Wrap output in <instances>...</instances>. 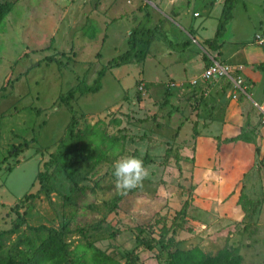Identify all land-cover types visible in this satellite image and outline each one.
Listing matches in <instances>:
<instances>
[{
	"label": "rangeland",
	"instance_id": "rangeland-1",
	"mask_svg": "<svg viewBox=\"0 0 264 264\" xmlns=\"http://www.w3.org/2000/svg\"><path fill=\"white\" fill-rule=\"evenodd\" d=\"M145 1L18 0L1 22V254L18 258L45 237L30 228L44 226L68 249L90 244L120 264H160L165 250L141 247L150 237L170 239L168 252L195 247L212 257L225 247L237 252L240 264H264L263 130L258 120L247 127L243 119L235 135L244 129L251 143L226 141L232 134L220 140L225 108L242 95L232 99L225 80L201 90L187 85L209 57L231 65L225 57L232 49L261 48L255 34L264 33V0L236 2L218 41L219 58L211 42L219 0H170L165 11ZM131 32L134 52L119 62ZM101 70L98 91L83 93ZM250 101L243 114L254 119ZM71 117L75 131L98 133L93 143L101 136L119 140L108 161L86 173L75 206L67 201L64 175L52 165L51 193H38L36 180ZM238 142L247 145L235 150ZM224 145L231 152L224 148L221 155ZM11 147L15 155L8 154ZM127 156L142 159L150 174L142 188L122 194L113 165ZM225 165L231 168L224 174ZM114 196L120 201L107 211L104 204ZM137 225L147 232L134 236Z\"/></svg>",
	"mask_w": 264,
	"mask_h": 264
},
{
	"label": "trees",
	"instance_id": "trees-1",
	"mask_svg": "<svg viewBox=\"0 0 264 264\" xmlns=\"http://www.w3.org/2000/svg\"><path fill=\"white\" fill-rule=\"evenodd\" d=\"M17 1L18 0H0V24ZM235 3L236 0H223L222 2L220 15L217 19L214 35L211 40L212 44L215 46H218V41L224 32L225 25L231 19V12ZM90 36L91 33L89 34V37ZM127 44L128 50L124 55L119 57V62L127 61L134 52L135 40L132 32L129 35ZM208 62L207 60V65ZM103 72V70L99 71L93 87H86L82 92L96 93L99 89ZM225 83V85L228 86V82L226 81ZM243 130L241 129V133H238L235 137L226 141H243L251 143L249 140L243 139L245 134ZM96 134L98 136V133L92 131L91 128L84 129L80 132L75 131V121L72 117L70 118L66 127L65 138L59 141L54 152L50 154L47 164L43 165L44 170L37 174L38 193H43L47 196L53 191V185L51 183L52 177L47 174V165H52L54 171L63 174L68 183V190L70 193V196L67 197L68 203H75L76 199L82 195L85 190V188L79 186V184L85 180L86 173L100 163L107 162L108 156L110 155L109 152L112 153V150H117L115 147L119 144L118 139L108 136L95 138L96 142L93 143V137ZM102 144H105L108 148L103 150L98 146ZM17 151L15 147H11L8 154L15 155ZM228 168H231V166H224V174L227 173ZM227 181L232 182L230 178H228ZM242 196L243 195L240 194L238 199L242 198ZM119 201L120 200L114 196L113 199L109 201V204H104L105 209L107 211H110L111 208L114 209ZM86 208L98 211L92 204L86 205ZM15 227L16 226H13L12 229L7 232H14ZM30 230L35 233L46 232L45 237L40 240L37 245L28 246L24 251H21L18 258H15L11 251L1 254L0 249V264H120L114 258L90 244L75 245L72 249H68L67 244L62 241L59 233L54 230L46 229L44 226L31 227ZM134 231V236L138 237L147 232V229L137 225ZM170 242V239L163 243L159 239L155 240L150 237L141 241V247L147 251L155 248H158L159 252L165 250L164 259L160 264H240V256L235 250H228L223 247L218 250L214 256L208 257L195 247L189 250L175 249L168 252L166 248ZM130 262H133V260L128 261V263Z\"/></svg>",
	"mask_w": 264,
	"mask_h": 264
},
{
	"label": "crops",
	"instance_id": "crops-1",
	"mask_svg": "<svg viewBox=\"0 0 264 264\" xmlns=\"http://www.w3.org/2000/svg\"><path fill=\"white\" fill-rule=\"evenodd\" d=\"M222 2H223V0H219L217 2L218 6L221 4V7H222ZM236 2H238V0H236ZM148 3L154 8H156L155 6H156V4H158V6L160 5V10L165 11L167 8L166 6L169 5L171 3V1L170 0H146L145 4H148ZM207 6L212 7L213 4H207ZM221 7H220V11H221ZM194 13H192V16ZM198 17H199V14H197V16H195V17L193 16V18H198ZM175 18L177 19V21H178L177 23L181 27V24H182L181 20H180L181 18L179 16H176ZM231 18H232V15H231ZM179 20H180V22H179ZM229 21H231V19ZM184 26L191 28L192 24H190V25L185 24ZM255 35H258V34H255ZM260 35H261V37L264 38V33H262ZM207 40H209V39H207ZM207 40H204V42ZM260 46H261V48H258V46L257 47H254V46L247 47V46L243 45V46L239 47L238 49H235V50L232 49L231 52L229 53L230 55L225 57V60L233 62L230 65L231 67H236V66L242 67L240 75L243 78L244 84L246 85L247 88H246L245 95H242V97L240 98L239 101H237V102L231 101V102H229V104L225 108L224 117L221 121V124L219 125L220 126V129H219L220 140H223L224 138H230L229 137L230 134H232V136H235L236 130H237L236 127L240 124V122L243 119H245V122H246L245 125L247 127L250 125L249 120H254L257 122V114L256 113H254L255 114V116H253L254 119H249L251 117L243 114V111H246V106L248 104H250L249 103L250 100L255 101L257 103H261V101L264 99V45H260ZM221 48H222V45L219 42L218 48L216 49L217 51H215L218 54V58L221 57V53H222ZM235 57H237V60L234 61ZM210 59H214V58L209 57L208 58L209 62H210ZM225 60L223 62H226ZM215 61H217V60H215ZM209 62H208V64H209ZM206 65H207V63H206ZM206 65H204L202 62L201 71ZM203 85H205V84L198 83L197 86L194 88L195 89L199 88L201 90V88L204 87ZM212 92H213V89L208 90V93H212ZM233 110H235V114L233 116H229V112L233 111ZM251 111H253V110H251ZM262 130L261 131L264 133V129H262ZM240 145H247V144L238 142L235 145V150ZM248 147H250V146H248ZM224 148H228V151L231 152L230 147L228 145H224V146H221L220 154L222 153V150ZM232 149H233V146H232L231 150ZM250 149H251V147H250Z\"/></svg>",
	"mask_w": 264,
	"mask_h": 264
},
{
	"label": "built area",
	"instance_id": "built-area-1",
	"mask_svg": "<svg viewBox=\"0 0 264 264\" xmlns=\"http://www.w3.org/2000/svg\"><path fill=\"white\" fill-rule=\"evenodd\" d=\"M197 16V14H193ZM256 43L258 45L264 44V38L260 36H255ZM240 66L231 67L228 64L221 63L210 59V62L205 66L201 73L197 77H193L188 81V86L195 87L198 83H212L219 80H225L230 86V90L233 91L232 99L236 98V95H245L246 85L244 84L243 78L240 75L241 72ZM251 106L257 114V120L262 129H264V102L257 103L251 101Z\"/></svg>",
	"mask_w": 264,
	"mask_h": 264
},
{
	"label": "clouds",
	"instance_id": "clouds-1",
	"mask_svg": "<svg viewBox=\"0 0 264 264\" xmlns=\"http://www.w3.org/2000/svg\"><path fill=\"white\" fill-rule=\"evenodd\" d=\"M115 187L122 194L142 188L144 180L149 176V169L144 162L135 156L122 157L113 165Z\"/></svg>",
	"mask_w": 264,
	"mask_h": 264
}]
</instances>
